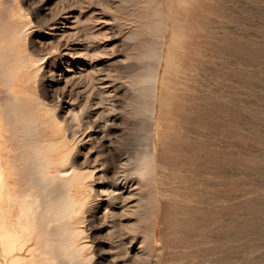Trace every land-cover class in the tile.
I'll use <instances>...</instances> for the list:
<instances>
[{"label":"rangeland","instance_id":"rangeland-1","mask_svg":"<svg viewBox=\"0 0 264 264\" xmlns=\"http://www.w3.org/2000/svg\"><path fill=\"white\" fill-rule=\"evenodd\" d=\"M149 1L0 0L2 95L99 195L90 264H264V0Z\"/></svg>","mask_w":264,"mask_h":264},{"label":"bare ground","instance_id":"bare-ground-1","mask_svg":"<svg viewBox=\"0 0 264 264\" xmlns=\"http://www.w3.org/2000/svg\"><path fill=\"white\" fill-rule=\"evenodd\" d=\"M2 91L0 87V264H90L92 242L85 240L89 233L81 223L91 199L82 201L77 192L88 174L78 173L64 159L58 161L57 147L47 150L44 145V136L54 138L43 126L44 119L36 122L18 114ZM139 166L141 175L144 169ZM98 196L94 194L90 207ZM117 197L121 196L112 195ZM132 212L128 209L118 216L121 226L116 236L122 247L133 241H128L124 230L128 225L122 220Z\"/></svg>","mask_w":264,"mask_h":264}]
</instances>
